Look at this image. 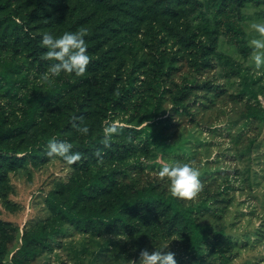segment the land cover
Listing matches in <instances>:
<instances>
[{"label": "rangeland", "instance_id": "rangeland-1", "mask_svg": "<svg viewBox=\"0 0 264 264\" xmlns=\"http://www.w3.org/2000/svg\"><path fill=\"white\" fill-rule=\"evenodd\" d=\"M7 2H10L9 8L18 9V22L31 27L30 31L39 36L41 44L44 33L59 37L64 32H75L70 4L58 7L43 5L40 0H0V5ZM203 2L202 9L192 12L185 8L176 20L166 21L152 15L143 25L133 23L132 32H123L116 39L106 33L99 36L100 41L106 42L103 50L113 46V51L107 55L112 56L111 65L114 73L121 74L122 83L130 73L138 76L136 82L141 86L140 93L130 98L125 108L105 120L104 103L97 100L95 94L100 85L106 84L100 72L92 75L86 71L83 76L61 73V81L81 77L90 78V81L82 79L76 95L59 101L56 107L45 108L35 129L52 133L55 109H59L61 122L69 123L73 116L83 117L84 125L89 128L88 134L103 136L105 121L123 125L120 134H114L111 142H115L113 147L123 144L130 150L122 159L107 155L103 165L96 164V168L115 172L109 183V194L102 198L109 208L118 200L120 191L134 196L136 189L151 185L157 192L170 194L169 182L157 175L161 167L175 162H194L201 173L203 190L195 200H180L184 205L209 200L211 211H205L200 222L225 229L232 239L228 253H232V257L225 261L219 254L211 253L205 254L202 260L194 259L188 253L186 239L171 229L165 218L151 215L146 219L132 218L133 231L123 226L113 232L95 234L66 224L52 248L39 253L28 264H128L127 260L138 261L142 249L151 252L168 244L169 250L175 253L177 264H264V121L246 118L252 108L264 111V69H254L249 44L257 36L250 25L264 23V0L235 5L231 12L229 21L242 30V41L237 35L224 33V27L216 18L215 3L212 0ZM98 19L93 28L104 18ZM197 27L199 33L207 37L210 31L217 47L211 67L200 70L193 64L194 55L183 47L179 37L183 30H196ZM117 45L123 47L117 49ZM29 51L24 42L20 48L13 49L10 41H0V71L12 58L23 64L13 72L16 91L0 80V113L5 117L6 126L25 118V94L31 95L35 86L44 91L51 85L42 77L54 62L44 60L46 64L39 66L38 61L33 62ZM161 54L166 60L172 57L177 60V68L169 78L172 91L161 106L160 119H164L162 124L167 127L164 135L169 146L151 145L146 149L138 131L150 123L147 119L153 99L149 80H152L154 64ZM187 83L194 85L189 88L190 96L183 101L188 111L177 113L173 96L180 94V89ZM205 83L208 84L202 85ZM245 84L250 86L247 91ZM87 135L75 131L77 140H83ZM76 175L81 172L59 157L45 163L29 162L9 173L12 191L0 197V220L10 222L18 230L0 264H11L24 232L37 230L53 220L46 203L48 193L61 185L68 188Z\"/></svg>", "mask_w": 264, "mask_h": 264}, {"label": "trees", "instance_id": "trees-1", "mask_svg": "<svg viewBox=\"0 0 264 264\" xmlns=\"http://www.w3.org/2000/svg\"><path fill=\"white\" fill-rule=\"evenodd\" d=\"M56 1V2H55ZM250 1L260 0H212L217 12L218 23L224 27L227 35H237L243 40L242 30L233 22H230L231 12L235 5H242ZM44 4H52L58 7L61 4H70L73 7L71 12L75 22L72 30L78 31L81 28L88 30L84 38L87 44V53L91 62L87 72H100L105 85H100L96 99L102 101L105 109L104 119H110L117 110L126 107L135 94L140 93L141 86L136 82L138 76L128 74L122 83L123 78L114 73L111 65L113 46L103 50V44L99 36L104 33L108 37L117 38L121 33L128 34L133 31L132 25H143L150 20V17L168 19H179L185 8L192 12L202 9L203 0H40ZM10 2L0 5V41L11 42L13 49H18L24 42L30 51L33 62L42 66L46 62L41 59L46 51L37 34L33 35L31 27L18 22L20 13L16 7H11ZM40 6V3H39ZM99 17L104 18L99 26L92 27ZM134 23V24H133ZM208 31V30H207ZM183 47L194 55L193 64L196 69L211 67V59L217 54L215 37L208 32L200 34L199 29L183 30L179 34ZM121 49V46H116ZM176 58L166 60L164 56L158 55L151 78L149 80L152 93V107L149 110L150 116L147 124L138 134L141 133L140 141L148 149L151 145H163L167 148L164 126L161 117V106L167 100L172 91L169 85V78L173 70L177 68ZM21 62L10 59L4 64L0 71V80L9 85V89L16 91V79L13 72L22 66ZM166 67V68H164ZM90 81V78H77L74 81H61L59 77L44 91L35 86L31 95H24L25 118L19 123L6 126L5 117L0 113V197H5L12 191L9 185V173L29 163H45L54 157L47 155V143L52 137L58 140L67 141L73 145L72 151L79 152L82 159L73 165L81 172V175L74 177L73 183L68 188L64 185L50 191L46 197L47 207L50 210L53 220L45 222L41 228L24 232L21 245L14 252L11 264H28L39 253L50 250L56 237L63 232L66 224H71L84 231H92L95 234L113 232L121 227L133 231L135 225L132 218L156 215L158 218H165L171 229H175L181 237L185 238L187 250L194 259L202 260L205 254H219L221 259L227 261L232 257L229 255L232 239L225 232L224 228H217L210 224L200 222V216L205 211H211L209 200L203 199L194 205H184L180 199L173 198L170 194L157 192L154 186L144 189H136L135 195H126L125 192L118 193V200L107 207L102 198L109 194V183L113 181L115 172L96 168L98 164L95 152L100 151L104 157H118L122 159L125 152L130 150L128 145L105 147L102 143L103 136L99 133L88 134L83 140L75 139V131L72 123L61 122L59 109L52 113L54 129L48 133L42 129L36 131V125L41 121L44 109L56 107L59 101L72 98L81 86V80ZM208 83L202 84L206 85ZM180 94L173 96V104L177 113L188 111L184 99L190 96L189 88L192 84H184ZM212 87V86H211ZM245 84L244 90H248ZM94 96V95H93ZM89 94V99H91ZM246 118L249 121L258 119L264 121V111L259 108L248 110ZM161 125V126H160ZM122 147L124 149H122ZM61 159V158H60ZM62 160V159H61ZM126 172V171H125ZM89 173V174H88ZM213 212V211H212ZM18 228L10 222L0 220V261L8 253L9 243H13V234Z\"/></svg>", "mask_w": 264, "mask_h": 264}, {"label": "clouds", "instance_id": "clouds-1", "mask_svg": "<svg viewBox=\"0 0 264 264\" xmlns=\"http://www.w3.org/2000/svg\"><path fill=\"white\" fill-rule=\"evenodd\" d=\"M250 29L257 36L249 42L252 48L250 60L256 71L264 69V23L253 22ZM88 35L86 28H81L76 32H64L59 37L52 34L44 33L42 36V45L47 49L43 53L41 59L53 61L54 63L43 74V81L48 84L54 83L55 78L61 73L75 74L83 76L91 62V58L87 53V44L85 37ZM72 127L82 135L89 133V128L84 125L83 117L71 118ZM123 125L105 121L103 126V140L105 147H110V143L114 134H120ZM47 155L49 157H59L67 165L76 164L82 159L79 152H73V145L67 141L58 140L52 137L47 143ZM98 163L103 165L104 159L100 151L95 152ZM161 180H167L168 192L173 198L192 201L195 200L203 190L200 181V170L194 166V162H175L173 164H165L158 172ZM128 264H177L175 253L169 250V244L163 248H155L149 251L147 248L140 250L138 261L135 259L127 260Z\"/></svg>", "mask_w": 264, "mask_h": 264}]
</instances>
